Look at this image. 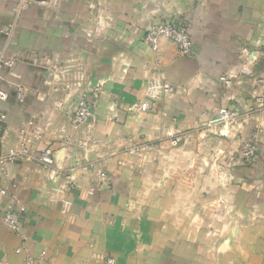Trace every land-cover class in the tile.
<instances>
[{"label":"crops","instance_id":"crops-1","mask_svg":"<svg viewBox=\"0 0 264 264\" xmlns=\"http://www.w3.org/2000/svg\"><path fill=\"white\" fill-rule=\"evenodd\" d=\"M18 2L0 0V56L15 60L0 72L9 94L0 99L8 129L0 264L28 255L37 264H107V256L114 264H264V143L253 162L240 155L264 127L255 103L264 96V0H46L11 30ZM168 20L188 25L190 53L165 37L157 50L143 41ZM78 68L101 90L97 123L88 147L76 143L79 133L63 148L59 126L79 90L60 77ZM228 74L230 87L221 80ZM145 100L153 109H139ZM222 108L235 109L241 124L218 133L207 127ZM48 148L59 178L40 161ZM100 170L109 179L100 182ZM67 175L76 186L64 210L49 195ZM15 197L19 234L3 219Z\"/></svg>","mask_w":264,"mask_h":264},{"label":"built area","instance_id":"built-area-1","mask_svg":"<svg viewBox=\"0 0 264 264\" xmlns=\"http://www.w3.org/2000/svg\"><path fill=\"white\" fill-rule=\"evenodd\" d=\"M32 3L31 0H19V2L13 6L12 10L14 12V19L11 24H9V29L13 30V27L16 25L17 20L21 16V14L30 7ZM57 3V1L55 2ZM168 38L172 40L179 48V50L183 54L190 53L192 49V38L189 32V27L185 22L180 23L175 20H168L165 22H159L153 24L148 32L145 34V43L151 46L154 50L159 49L162 38ZM50 57L47 55L41 56V60L44 62H50ZM3 57L0 56V72H2L3 67H8V69H12L15 60L13 57ZM245 73L248 71L244 70ZM71 78L68 79V74L70 72L65 69L61 72V81L66 82L67 90H79V94L76 99L71 104V109L69 112L68 124H60L59 130L61 132L60 138L64 144L63 148H67L69 145H75L76 143L79 145H83L86 147L92 142L93 131L95 125L97 123L96 116V108L98 106V102L101 95V90L99 88L92 87L88 83H86L85 74L82 68H78V70L71 72ZM222 82L226 87L232 86V79L230 74L221 78ZM258 82L264 85V77L259 78ZM161 87L158 82L154 83L150 89L149 94L152 97H155L158 88ZM18 99L20 101H24L25 94L24 88L19 86L17 88ZM8 92H6L0 86V99L6 100L8 99ZM255 103L259 107H264V96H256ZM153 106L149 101H142L139 105V109L146 111L149 109H153ZM241 116L240 114L233 108H222L219 111V114L216 119L212 120L209 126H214L216 124H221L220 126H232L235 128L238 124H241ZM3 112L0 109V197H3L8 194V188L4 183V166L6 165V159L1 153V150L6 142L8 136V129L3 125ZM81 133L83 138H80L77 142L75 141V136ZM264 127L260 124H257L251 134V138L247 140L241 150V158L244 162H253L257 157L259 152L261 151L262 144L264 143ZM181 138L177 137L173 140L174 144H178ZM76 142V143H75ZM40 161L47 167H53V165L57 161L56 154L52 149H45L40 155ZM55 169V175L57 177H61L62 170L61 168L53 167ZM53 169V170H54ZM99 181L103 182L109 179L108 174L104 170L99 171ZM76 186V182L73 179L72 175H67L65 177V181L63 184L58 187H54L51 190L49 198L51 201H60L63 204L64 210H67L71 207L72 201L68 198L67 191L74 188ZM19 200L15 197L8 204L7 210L4 213V223L5 225L12 230L13 232L20 233L21 232V218L22 214L16 208V202ZM23 248H19L17 252H21ZM103 260L107 264H114L115 260L111 256L103 257ZM23 264H37L36 259L28 255Z\"/></svg>","mask_w":264,"mask_h":264},{"label":"rangeland","instance_id":"rangeland-1","mask_svg":"<svg viewBox=\"0 0 264 264\" xmlns=\"http://www.w3.org/2000/svg\"><path fill=\"white\" fill-rule=\"evenodd\" d=\"M32 1V3L34 4V3H37V2H45L46 0H31ZM144 38H145V34H144V36H143ZM143 38V39H144ZM144 42H145V39L143 40ZM44 65H45V62H43L42 61V66L44 67ZM42 68V67H41ZM43 69V68H42ZM217 118V117H216ZM215 118V119H216ZM221 124H216V125H214V126H212L211 128L214 130V132L216 131V132H218V133H220V126ZM230 126V125H229ZM231 128H232V126H230ZM207 128H210V126H208ZM210 132H211V130H210ZM175 145H177V144H175ZM219 165V164H218ZM217 164H214L213 166H212V168L214 169V171H215V174H220V166H218Z\"/></svg>","mask_w":264,"mask_h":264}]
</instances>
